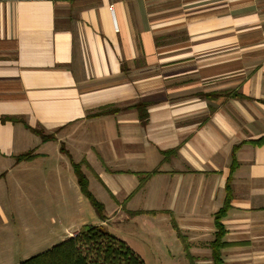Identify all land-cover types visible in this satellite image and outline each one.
Wrapping results in <instances>:
<instances>
[{
	"label": "crops",
	"instance_id": "1",
	"mask_svg": "<svg viewBox=\"0 0 264 264\" xmlns=\"http://www.w3.org/2000/svg\"><path fill=\"white\" fill-rule=\"evenodd\" d=\"M262 138L264 0H0V264L42 252L12 222L46 175L76 183L70 159L118 217L169 216L182 264H213L231 173L221 262L264 264Z\"/></svg>",
	"mask_w": 264,
	"mask_h": 264
},
{
	"label": "rangeland",
	"instance_id": "2",
	"mask_svg": "<svg viewBox=\"0 0 264 264\" xmlns=\"http://www.w3.org/2000/svg\"><path fill=\"white\" fill-rule=\"evenodd\" d=\"M48 146V157L45 161L55 160L56 145L50 143ZM46 167L44 166V169ZM82 172L87 175L84 169ZM33 189L34 186L28 187L29 191ZM88 190L92 197L104 206L103 214L107 222L103 229L129 245L145 264H182L185 261L181 247L175 241V235L169 225V216L125 220L114 212L115 204L92 177L89 178ZM40 191L42 197L41 202L36 205V213L34 196L28 192L25 201L23 200L21 206L18 205L20 213L18 221L16 215L12 222L13 236L12 229L22 232L25 228L26 240L21 235L19 241L22 244L26 243L28 254L30 250L44 252L61 242L66 230L77 229L86 224L101 226V221L90 202L78 191L75 179L66 173H62L61 180L50 179L49 175H46ZM166 246L172 252V257L167 255Z\"/></svg>",
	"mask_w": 264,
	"mask_h": 264
},
{
	"label": "trees",
	"instance_id": "3",
	"mask_svg": "<svg viewBox=\"0 0 264 264\" xmlns=\"http://www.w3.org/2000/svg\"><path fill=\"white\" fill-rule=\"evenodd\" d=\"M145 104H137L134 107L138 109L139 119L142 123H145L147 116L143 109H141ZM116 111L109 110L107 112L101 111L95 116L103 115L104 113H113ZM4 121V120H2ZM34 135L40 138L41 142L55 141L53 135L46 134L41 129H29ZM264 138L255 142V144H263ZM237 147H234L233 153L236 151ZM59 152L65 154L68 158L69 155L64 149L63 144L59 145ZM35 151H28L20 154L14 158L16 163L29 161L35 158ZM70 159V158H69ZM70 164L72 166L76 184L79 188L80 193L88 199L90 205L95 210L100 221L103 223L107 220L106 216L103 214L104 206L96 201L92 194L88 190V180L83 174L81 163H74L70 159ZM235 167V166H234ZM233 169V168H232ZM231 180V173L226 181V197L222 207L214 215V225H215V237L212 241L210 248L212 251V261L213 264H222L220 259V250L224 246L222 238L225 234V230L222 225V219L225 217L227 211L230 209V186L229 181ZM139 212L130 213L131 216L137 215ZM173 224V223H172ZM173 227L177 231L176 226ZM177 236L180 237L179 232ZM181 239V237H180ZM187 259L191 258L188 255L187 248H184ZM191 264L192 261L190 262ZM20 264H145L141 257L136 254L124 241L116 238L112 234L106 232L103 226L97 225H82L78 231L71 237L59 242L58 244L52 246L48 250L34 255Z\"/></svg>",
	"mask_w": 264,
	"mask_h": 264
}]
</instances>
